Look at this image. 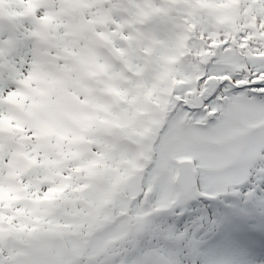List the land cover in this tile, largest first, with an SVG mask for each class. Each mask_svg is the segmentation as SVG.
Returning a JSON list of instances; mask_svg holds the SVG:
<instances>
[{
	"label": "snow or ice",
	"instance_id": "snow-or-ice-1",
	"mask_svg": "<svg viewBox=\"0 0 264 264\" xmlns=\"http://www.w3.org/2000/svg\"><path fill=\"white\" fill-rule=\"evenodd\" d=\"M0 264H264V0H0Z\"/></svg>",
	"mask_w": 264,
	"mask_h": 264
}]
</instances>
